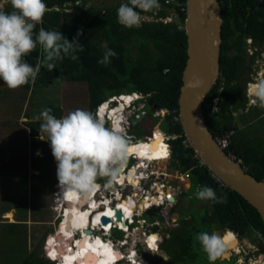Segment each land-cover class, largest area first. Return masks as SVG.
Masks as SVG:
<instances>
[{
	"label": "trees",
	"instance_id": "16d2710c",
	"mask_svg": "<svg viewBox=\"0 0 264 264\" xmlns=\"http://www.w3.org/2000/svg\"><path fill=\"white\" fill-rule=\"evenodd\" d=\"M44 2L47 11L35 31L38 32L40 27L57 30L69 40L79 32L84 50L76 53L77 59L64 56L56 62L57 69L52 72L42 68L35 83L21 86V89L38 92L59 83H85L88 108L94 116L97 107L108 98L132 93L149 95L147 101H151L157 109L178 113L177 99L187 58L186 36L180 29L185 18L186 0H159V9L141 15H154L160 20L142 21L139 28H126L118 23L117 9L121 3L104 10L93 5L85 7L90 0ZM76 2H81V5H75ZM68 3L72 4L68 6L72 10L70 13L62 10ZM219 3L223 20L219 78L205 97L204 121L215 138L229 130L234 131L225 152L241 160L247 174L264 182V109L248 104L245 86H242L240 78V65L243 62L240 54L243 52L244 39L252 36L264 40V0H219ZM0 8L12 11L10 0H0ZM171 9L177 18L172 22H164ZM106 49L114 50L117 56L110 58L111 62L107 65L98 64ZM232 50L237 54H231ZM41 56L42 49L38 45L25 59L35 66ZM4 90L6 85L0 80V98ZM47 108H51L57 118L62 117L63 110L57 104H48ZM236 110L242 111L238 120L233 115ZM164 122L167 124V133L177 136L170 140L171 160L190 182L189 190L182 197L189 196L190 200L200 201L195 195L197 185L213 188L217 196H227L226 203L209 200L210 209L205 211L202 208L203 214L188 211L181 214L180 226L169 232V239L161 246L162 253L171 255L165 264L178 260L185 262L187 259L190 263L195 261L201 246L194 236L202 231H229L239 237L257 233L264 241V224L257 211L213 177L193 157V150L185 146L179 123L173 122L171 115L165 116L160 126ZM40 123V120L24 122L29 137L36 141H39ZM260 247L264 253V242ZM47 249L51 254L49 244ZM144 257L148 258V255ZM19 264L58 263L47 259L40 246L33 248Z\"/></svg>",
	"mask_w": 264,
	"mask_h": 264
},
{
	"label": "rangeland",
	"instance_id": "374dc122",
	"mask_svg": "<svg viewBox=\"0 0 264 264\" xmlns=\"http://www.w3.org/2000/svg\"><path fill=\"white\" fill-rule=\"evenodd\" d=\"M124 2H127V0H90L86 5H93L106 10L109 7ZM86 5L85 7H87ZM141 17V22L160 20L154 15L148 14H143ZM176 18L177 14L171 9L169 10V17L163 21L172 22ZM131 51L134 52V49ZM256 65L258 66L259 64L256 63L252 70L248 69L247 65L241 68V84L245 86L246 97L247 86L253 78L263 77V70L256 67ZM247 99L248 104H251L253 98ZM142 103L141 101H136L134 105L139 106ZM48 104H57L63 110L62 116L78 108L89 111L87 85L85 83H59L38 92L25 91L20 87L13 90L6 86V90H4V94L0 98V264H19L33 248L37 249L40 246L47 258L49 252L47 244H49L52 257H54L53 254L57 257L60 255L62 262L68 259L72 264H85V259L82 258L85 247H82V242L79 240L77 241L78 247L76 246L75 249L72 247L74 240H76L73 231L75 230V223L72 218L75 221L82 220L81 218L87 210L83 211L84 208H81L82 206L70 208L65 203L63 204L60 199L59 203L63 206L60 207L58 205L56 196L60 192V185L56 174V161L52 155L50 144L47 140L39 139V141H36V139L30 138L28 129L24 125V122L27 120H37L36 117L39 116L40 112ZM146 112V117L135 128L130 127L124 130L123 134H131L135 140L141 141L153 142L161 140L162 134L157 129H155L154 138L152 136L148 139L156 124H160L161 120L159 121L157 118H154L149 108L146 109ZM241 113V110L233 111L234 118L238 120ZM166 128L167 124L164 122L159 127V130L168 134ZM165 155L166 152L164 151L161 157L159 155V158L153 160V162L157 163H152L149 170L155 173L166 172L171 175L167 178L165 177L164 181H166V185L175 189L176 203L172 207L166 205L157 211L142 213L140 217L144 218L146 223L142 224V227L136 231L137 237L135 243L132 245V247L143 250L144 254L148 253L145 245L146 236L142 234V231L145 234H148V231H150L153 234L157 233L160 235V238L156 237L158 244L160 242L158 252H150L148 258L142 255L150 264L165 263L163 258L166 259L167 255L161 252L162 240L164 238L162 234L165 235V232L167 233V231L169 232L177 228L176 226L179 224L178 215L184 214L187 211L203 214V210L210 209L209 200L194 201V199L190 200L189 196L182 197V194L189 190L190 182L185 174L179 172L171 159L164 161L167 158ZM126 162L131 164V158L127 157ZM179 174H181V178L178 176ZM100 181L105 185L106 180L104 177L98 178L96 182ZM57 189L59 190L58 193ZM83 191H80V194H83ZM74 204H77V202ZM91 204L89 203L88 207ZM80 211L82 212L79 213ZM159 211L163 212L162 215ZM168 211H171L172 214H169ZM158 213L159 216H154ZM63 217L65 224L60 230H57L63 221ZM155 218L159 222V225L150 228L148 223ZM7 223L18 225H16L17 227L14 226L15 228H9L6 227L9 225ZM214 231L222 237L227 232ZM96 234L101 237L100 233ZM113 236H117L120 239L122 235L114 230ZM234 236L237 238L236 235ZM54 238L60 246L55 245ZM94 239L97 238L94 237ZM261 241L262 238L257 233L248 235V238H238V243L240 242L243 251L240 247V250H235L236 253L233 256L235 259L234 264H250L252 260L261 257L256 254L257 252H253V254L248 253V250H252L254 245ZM114 247L119 248V245L117 244ZM77 249L79 252L74 253ZM121 251L125 255L128 254V249L124 248ZM225 253L229 254V250L226 249ZM111 254L114 255L116 253L112 251ZM143 258H138V261L144 260ZM105 260L109 259L106 258ZM205 260L207 264H210L207 257H205ZM120 264H124V259L121 260Z\"/></svg>",
	"mask_w": 264,
	"mask_h": 264
},
{
	"label": "clouds",
	"instance_id": "9594fccd",
	"mask_svg": "<svg viewBox=\"0 0 264 264\" xmlns=\"http://www.w3.org/2000/svg\"><path fill=\"white\" fill-rule=\"evenodd\" d=\"M10 4L12 7L10 12L0 8V80L9 89L14 90L29 83L34 84L42 68L52 72L57 69L56 62L63 59L64 56L77 59L76 53L84 50V46L79 40V32L76 37L69 40L57 30H45L40 27L38 32L35 31L36 26L42 23L47 11L44 0H10ZM159 8V0H127L118 7L117 20L126 28H139L141 27V13H148ZM38 45L42 49V56L33 66L26 61L25 57L31 54ZM115 56L117 53L114 50L106 49L102 59L97 63L107 65L111 62L110 58ZM247 94L253 98L251 100L253 105L264 109V77L253 78L247 86ZM124 95L139 94H122L115 97ZM136 101L141 100L134 99V103ZM113 106L116 109L119 108L117 103H114ZM95 115L88 110L78 108L57 118L52 114V109L46 107L36 117L41 121L38 138L49 142L56 161L59 185L69 191L73 189L90 190L96 186L98 178L115 176L118 169L126 163L128 152L126 138L119 128L106 127L105 122L99 119L97 114ZM121 115L122 117L126 116L123 109ZM37 154L39 155V153ZM195 195L199 200H210L215 203L227 202L226 195L217 196L216 191L206 185H197ZM56 199L59 203L58 196ZM58 205L63 206L60 203ZM86 206L88 207V204L81 208L86 209ZM90 226L89 229L93 232L91 236H98ZM118 232L120 233V231ZM80 235V231L76 232L75 242L80 240ZM100 238L102 241L106 239L104 236ZM194 240L207 254L210 264H214L228 247L225 238L215 231L211 233L199 232L194 236ZM72 246L75 249L74 243ZM125 248H131L130 244H126ZM123 249L121 248V250ZM121 250L112 248V251L118 252L122 256L114 261V264H120L123 259L126 264L127 257ZM145 254L148 255V253ZM145 254L144 251L138 249L134 262L143 264L144 261L150 264L147 259L143 258ZM140 257L144 260L138 261ZM47 258L61 264L49 252ZM251 264H264V256L252 260Z\"/></svg>",
	"mask_w": 264,
	"mask_h": 264
},
{
	"label": "water",
	"instance_id": "95a60500",
	"mask_svg": "<svg viewBox=\"0 0 264 264\" xmlns=\"http://www.w3.org/2000/svg\"><path fill=\"white\" fill-rule=\"evenodd\" d=\"M222 24L219 0H186L185 18L180 27L186 36L187 58L177 99L179 125L202 166L252 206L264 224V182L247 174L235 159L217 146L203 117L205 97L219 78ZM147 106L151 112L157 109L151 101ZM144 118L145 115L138 112V118L130 119L131 126L135 128ZM90 197L91 189L82 195V206L89 204ZM121 204L126 205V202L121 201ZM103 207L101 205L100 209ZM122 215L115 210L117 222L122 220ZM107 219L103 214L100 223L104 225ZM91 231L89 229L90 234Z\"/></svg>",
	"mask_w": 264,
	"mask_h": 264
},
{
	"label": "built area",
	"instance_id": "2783aa9c",
	"mask_svg": "<svg viewBox=\"0 0 264 264\" xmlns=\"http://www.w3.org/2000/svg\"><path fill=\"white\" fill-rule=\"evenodd\" d=\"M71 5H72L71 3L64 5L62 10L64 12L70 13L72 10L69 9L68 6H71ZM75 5H80V2H76ZM55 9L58 11L60 10V8H55ZM122 97L123 96H118V97L113 96L111 98H108L105 102L100 104L99 107L97 108L96 114L98 118L102 119L105 122V126L108 128H114L111 126L112 124H114L113 122L114 119L111 120L110 113L116 109L113 106L114 103H117L120 106L119 99H121ZM147 97L148 95H138V98L143 103L139 106H135L134 105L135 103L133 100L131 103L126 104L125 107H123V110L126 112V116L122 117L121 112L118 115L120 124L124 123V125H121L120 132L126 138L128 145H136L141 142V140H135L134 136H132L131 134L129 135L123 134V131L132 127L130 124V119L132 117L138 118V112H141L142 114L146 116V112L144 111V109H145ZM152 113H153L152 116L154 118H157L159 121L161 120V122L165 118V116L171 115L172 121L179 123V116H178V113L176 114V111L170 112L166 109H156ZM108 124L109 126H107ZM159 127H160V124H156V127L153 129L148 139H150V137L152 136L154 138L155 129H157L162 134V142L164 144L165 150L168 153L167 158H165L164 161L170 160L171 159L170 140L176 139L177 136L176 135L170 136L166 134L165 132L160 131ZM233 133H234L233 130H229L216 138L214 137L215 143L221 150L225 151L229 147ZM144 142H148V141H144ZM184 143L186 147L189 146L186 139ZM228 156L230 158L235 159L242 166L241 160L236 159L235 156H233L232 154H228ZM128 157L131 158L132 163L129 164L126 162V167L123 168L122 175L124 177L125 176L128 177L130 168L134 169L135 172L132 175L131 181H128V179L125 178L122 184H120L118 182L119 174L116 173L115 176L108 177V180L107 178L105 179L106 180L105 185L102 182L96 183V186L91 189L92 193L90 197L92 201H95L99 205V208L97 210H93V213L97 216L98 215L102 216L104 214V212L101 213L100 207L101 205H104L106 201L107 202L109 201L108 204L110 205V207H114V210H116L118 206H120L121 201H127V202H130V205L132 204L134 207L136 206V209L133 208V210H131L132 213H131L130 218L124 219L125 218L124 217L121 220L123 223H125L126 228L120 229L121 226H119V222L116 221L115 215H114V218H112V221L110 223V227H111L110 230H104L105 228L104 226L101 225V223L99 222V219H98V224H96L95 228L92 225L90 226V228L92 229L94 228L93 229L94 233H100L101 236H104L106 238L105 240L107 241H105V244H109L111 242L109 244L111 248H115L114 246L118 244L119 249H121V248H125L126 244H130L131 248L128 249V254H126V257H127L126 264H140V263L134 262L135 258H137L136 253L138 252V250L136 249H139V248L132 247L137 237L136 231L138 230V228L142 227L141 226L142 224L146 223V220L144 218H141L140 215H142V213L144 214L149 211H152V212L157 211L158 209L166 205L168 207H172L176 203V199H175L176 195H175V189L171 186L166 185V181H164L165 177L167 178L168 176H171L170 174L166 172H159V173L156 172L155 173L154 171L149 170L150 165L152 163H157V162L144 161L142 163V161H140L139 159H136L134 155H131ZM193 157L195 159H198V157L195 154ZM199 163L201 164L200 161ZM242 168L245 170L243 166ZM178 176H180L181 178V174H179ZM168 189H170V192H171L170 196L173 197V200H174L173 202L169 200V196L166 194L168 192ZM85 191L86 190H84L83 193ZM159 191L161 192V198H162L161 202L159 203V205L152 204L151 203L152 198H154L155 196H158L156 194H158ZM139 201L141 202L139 203ZM145 201H146V204L144 203ZM117 210H119L122 214L124 213L121 209H117ZM159 213L162 215L163 212L159 211ZM159 213L155 214L154 216H159ZM168 213L172 214L171 211H168ZM168 213L167 215H169ZM101 216H99V218H101ZM63 220H64V217H63ZM158 225H159V222L157 221L156 218L153 221L148 223V226L150 228L154 226H158ZM112 230L120 231V233L122 232L121 238L119 239L117 238V236L114 237L112 234L113 232ZM142 234L146 236L145 245L147 247L146 251L148 252V254L150 252H155V253L158 252L160 248V242L158 244V239L156 238L153 248L149 246V243L147 242V240L152 235H155L156 237H159V238H160V235H158L157 233L153 234L150 231H148V234H145V232L142 231ZM108 240L110 242H108Z\"/></svg>",
	"mask_w": 264,
	"mask_h": 264
},
{
	"label": "bare ground",
	"instance_id": "6f19581e",
	"mask_svg": "<svg viewBox=\"0 0 264 264\" xmlns=\"http://www.w3.org/2000/svg\"><path fill=\"white\" fill-rule=\"evenodd\" d=\"M127 96H129V97H127ZM137 98H138V95H126V96L124 95L121 99H119V101H120L119 108L113 110L110 113L111 120L114 119L113 120L114 124L111 125L112 127L119 128V130H120L121 124H120V120L117 118V117H119L118 116L119 113L122 111L123 107H125L126 104L131 103L134 99H137ZM151 145H155V148L148 147V146H151ZM133 148H135V152H130L129 150L133 149ZM164 151L166 152L165 156H167L168 153L165 150V147H164V144L162 142V139L158 140V141H155L153 143L141 141L140 143H138L136 145H128L127 157L131 156V155H134V157L136 159H139L140 161H142V163L144 161L151 162V161L159 158V155L161 157V155L164 154ZM125 167H126V163L123 165L122 168H120V170L117 171V174H119L118 182L120 184H122V182L124 181L125 178H127L128 181H131L132 175L135 172L134 169L130 168L129 176L128 177L127 176L124 177L122 175V170ZM59 190H60V192L58 194V197L61 195V197H59V199H60L61 202H63V204L65 203L70 208L71 207L75 208L77 206H82L83 205V204L80 203L81 202V197L85 193L84 192L83 194H80V191L81 192L83 191L82 189H73V190L69 191V190L63 188L62 186H60ZM78 190H79V192H78ZM170 194H171L170 189H168L167 195L169 196L171 201H174L173 197H171ZM156 195H158V196H155L154 198H152L151 203L155 204V205H159V203L162 200L161 192L159 191V193L156 194ZM91 201L92 200L90 199L89 203L90 204L92 203L91 206L90 207H86V209H83V211L87 210L85 215H84V218H83V219H85V221H86L85 224H87V225H89V224H91L93 222H98V219H99V222H101L100 221L101 218H99V216H101V215L97 216V215H95L93 213V210H97L99 208V205L95 201L94 202H91ZM75 202H77V204H74ZM108 202L106 201L104 203L105 207H103V210H101V213L104 212V216L108 218L106 220V222L104 223V225L101 223V225L104 226V228H105L104 230H107V229L109 230V228H111L110 227V223L112 221V218H114V215H115L114 207H110ZM125 202H126V205L121 204V202H120V206H118V208H117V209H121L124 212L123 215L121 216L122 219L124 217H125L124 219L130 218L131 213H132L131 210H133V208H134V206L132 204L130 205V202H127V201H125ZM145 203H146V201H145ZM81 212L82 211H80L79 213H81ZM72 220H74V223H75V226H74L75 230H73L74 233H75V236H76V232L80 231V233H81L80 242H82V247H85V249H84L83 254L82 253H80V254H82V258L85 259L84 260L85 264H114V261H117L118 259H120L122 257L121 254L118 253V252H115L116 254H114V255L111 254L112 248L109 246V244H105V242L103 243V241L101 240V238L99 236H93L92 237L91 236L92 231H91V234H90L89 231H86L87 230V226H85V224L83 222H81L82 220L75 221V219H73V218H72ZM118 222H119V226H121L120 229H125L126 228L125 223H123L120 220H118ZM64 224H65V222L63 220L61 222V224H60L59 229H57V230H60V228L62 226H64ZM116 224H118V223H116ZM94 228H95V226H94ZM56 233H57V231H56ZM94 237L97 238V239H94ZM153 237H155V240H156V236L155 235H152L147 240V242L149 243V246H151V247H154L155 240L154 241L151 240V238H153ZM54 243H55V245H59L55 241V238H54ZM74 243H75V245L77 243L76 246L78 247V245H79L78 242H75V240H74ZM78 252H79V250L77 249L74 253H78ZM56 254L58 255V253H56ZM53 255H54L55 259H58L61 262V264H63L64 261L63 262L61 261V256L60 255L58 257L55 256V254H53ZM106 258H108L109 260H105ZM64 264H72V263L70 262V260L67 259V261H65ZM143 264H147V263H145L143 261Z\"/></svg>",
	"mask_w": 264,
	"mask_h": 264
},
{
	"label": "flooded vegetation",
	"instance_id": "af4514ba",
	"mask_svg": "<svg viewBox=\"0 0 264 264\" xmlns=\"http://www.w3.org/2000/svg\"><path fill=\"white\" fill-rule=\"evenodd\" d=\"M250 8H251V6L249 5L248 9L250 10ZM242 49H243V52L240 55L242 57L243 62L240 65V73H241V68L243 66L247 65L246 67H248V69L252 70L253 67L255 66V64L257 63L259 65L258 66L256 65V67H258L261 70H263V77H264V40H260V38H256L255 39L252 36H248V37H246L244 39V45H243ZM231 54L234 55V54H237V53H236L235 50H232ZM253 57L255 58V62H256L255 64H254V58ZM247 98H250V96L248 94H247ZM147 103H148V101H147ZM146 106H147V104H145V109H144L145 112H146ZM146 115H147V112H146ZM107 126H109V124ZM169 200H170V198H169ZM180 217H181V214L178 215L179 224L176 226L177 228L180 226V219H181ZM83 218H84V216L81 218L82 219L81 222H83L85 224L86 221ZM96 224H98V222H93V223H91L89 225H92L94 227V226H96ZM89 225L85 224V226H87V230L86 231H89ZM169 232L168 231H167V233L165 232L164 238L162 240V245H163L165 240L169 239ZM233 234L234 233L228 231V232H226L223 235L224 238L226 237L225 238L226 242H228L227 243L228 244L227 249L229 250V254H226V253L223 254L222 255L223 259L220 257L219 259H217L214 262V264H222V263L234 264L235 259H234L233 256L235 255L236 251L240 250V249L243 251L240 242L238 243V238H242V237H239L237 234H234V235L237 236V238H236ZM263 242L264 241L262 239V241L260 243H257V244L254 245L252 250H248V253L253 254V252H257L256 253L257 255L264 256V253L261 252V247H260V245L263 244ZM239 247H240V249H239ZM197 255L198 256H197L196 260L191 262V263L189 262V259H187V260H185V262H180L178 260V262L177 261H173V262H170L169 264H207V262L205 260V257H207V254L202 250V248L198 249ZM250 256H252V255H250ZM163 259L165 260V263H167L171 259V255L166 256V259L165 258H163ZM235 264H238V263H235Z\"/></svg>",
	"mask_w": 264,
	"mask_h": 264
},
{
	"label": "snow or ice",
	"instance_id": "6c2138e0",
	"mask_svg": "<svg viewBox=\"0 0 264 264\" xmlns=\"http://www.w3.org/2000/svg\"><path fill=\"white\" fill-rule=\"evenodd\" d=\"M148 147L155 148V145H151V146H148ZM129 151H130V152H135V148L130 149ZM151 240L154 241V240H155V237L151 238Z\"/></svg>",
	"mask_w": 264,
	"mask_h": 264
},
{
	"label": "crops",
	"instance_id": "0c3cea01",
	"mask_svg": "<svg viewBox=\"0 0 264 264\" xmlns=\"http://www.w3.org/2000/svg\"><path fill=\"white\" fill-rule=\"evenodd\" d=\"M100 182H102V181H100ZM96 183H99V182H96ZM7 224H9V225H7ZM7 224H6L7 225L6 227H9V228L14 227V226L17 227L16 225H18V224H12V223H7Z\"/></svg>",
	"mask_w": 264,
	"mask_h": 264
}]
</instances>
